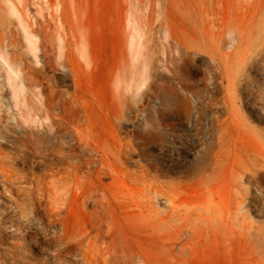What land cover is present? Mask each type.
I'll list each match as a JSON object with an SVG mask.
<instances>
[{
    "label": "rangeland",
    "instance_id": "obj_1",
    "mask_svg": "<svg viewBox=\"0 0 264 264\" xmlns=\"http://www.w3.org/2000/svg\"><path fill=\"white\" fill-rule=\"evenodd\" d=\"M62 1L63 3L61 7H51L53 8L52 10L55 11L54 13L53 11L50 13L51 8H46L43 0H22V3L26 4L22 5L21 3L19 6L24 11H32V13L26 11L28 15L30 14L33 16V18L29 16L32 25H35L34 28L36 29L40 28L39 30H43L44 37L48 41L52 40L54 42V36H56L58 32H61L62 34H65L64 32H66L67 36L71 38L73 35L79 38L82 34L79 33L81 31L85 32L86 35L88 34L87 36L92 52L91 61L88 62V60L86 61V58L84 59V57H79L76 54V58L82 60H78V62L79 64L81 63V69L84 70L83 72H85L86 78L91 79L90 81H82V88L92 89L98 87L104 91L113 90L115 85L112 87L111 85L113 83L111 81L107 84L108 77L111 79L115 78L114 75L122 72L120 66H122L123 62L124 64H128L129 61V59L127 61L128 56L126 57L128 51L125 53L126 50L124 49L125 47H128V45H124L126 44L125 41H127L128 44V36L125 37V35L128 33L127 28L129 27V20L126 19L124 22V17L128 18L126 15L130 14V12H133L130 15L138 13L136 16L139 15L140 17L141 15L142 17H145L143 19L138 17L136 19H138V21L139 19L141 21L143 20V23L140 21L138 24L139 26L143 24L141 27L144 28L143 30L145 33V45H143L144 51L147 50V54H143L144 57L145 55L147 57V55L152 56L154 54V59L152 57L153 64H151L149 72L150 75L152 74L151 76L156 75V81L152 82L155 84L151 85L150 89H155L154 92L158 93L159 87L157 83L162 79V81L164 80L163 82L166 83L164 84L168 91H170L169 89L173 91L174 87L169 83L170 77L173 76L176 78L179 76V78L182 77L177 80L184 82L185 85L188 84V87L186 88V91H181L178 90L179 88L177 86L180 96L170 102L167 98L166 101L161 100L156 93V95H150L149 91L147 92L149 98L142 96L141 101H138L137 103H134V101L127 96L126 104H128V120L123 124L126 134L115 137L114 135L109 134L101 120L93 119L94 126L92 127L96 129L92 133H89L88 131L86 132L88 127L85 130V126H83L81 134L84 138L82 139L80 136L81 142L76 141L69 135L64 137V140L67 142L63 143V146L61 145V149L66 154L64 159L61 158L56 160L49 158L37 150L29 155V157L27 156V159H25L26 161H21L22 163L20 164V161L12 163L8 158H5V162L4 157H1L0 155V174L8 173L6 175L11 176L12 173H10V175L8 169H14L11 170V172L13 171L14 173L15 171L17 173L9 178L11 180H9V184L4 183V185H2L0 183V203L6 202L10 199H15L19 203H23V200H21L22 202L19 200L20 197L23 196V192H20L18 189L17 191L20 192L19 194L15 190V188L19 187H21L20 189H23L24 187L26 188L25 191L21 190L24 191L25 194H28L26 191L29 192L31 190L34 195L39 193V195L42 196L41 194L44 193L42 196L43 199L41 197L40 199L44 201L42 202L45 204L46 211H42L43 217L40 219L45 225L47 224V215L45 213H47L48 208H46V206L47 204L50 206L52 201L53 205L48 209L53 211L57 208V210H67L71 213V209L73 208V214L71 213V216L73 217H71V220L72 228L74 229H72V232H79L82 227V222L89 217L91 218L93 214L97 217H100L102 214L103 216L100 217L101 220L112 221V223L115 224L114 230L111 229V231L113 230L112 234L115 233L113 234L115 239L119 238L126 242V261H128V264H174V262L171 261L160 248L161 243H164L167 237V228L160 223V219L166 217L168 205L167 203L163 205L160 201L161 199L154 193H156V190H158L159 187L161 188V186H165L168 183H166L165 180H169L171 184L176 183L182 185L185 183L183 189L180 188L178 190L180 191L182 189L184 193L182 190L181 192L183 194L177 191V195H174V201L175 206L179 205V208L181 207V209H178V207L176 208L179 210L181 220L184 219V221H181V223H183V228L185 230L192 228L193 235L188 240V246L192 243L193 244L186 249L189 250V252L185 255V258L181 260L182 262H176L175 264H264V174L259 178L253 179L247 177V175L241 176L242 170L240 169L241 163L246 160L247 156L248 159L254 158L259 161L264 160V0H248L247 2L249 4L245 3L239 8L232 5L233 0H136L137 2L135 0ZM124 1L126 2L124 3ZM215 1H217V4H215ZM155 3L159 4L157 5ZM0 7H5L1 0ZM240 9L241 11H239ZM59 11L61 17H59L60 14H58L59 16L57 15ZM76 11L78 14H82L81 17ZM80 11L84 12V15ZM216 11L218 13H216ZM243 14L246 16L243 17ZM51 16L54 17V19L52 17L53 20H51ZM147 16L148 18H151L148 19ZM164 16L170 21L173 27L174 32L172 33L179 39L182 38L181 40L183 44L189 47L188 56L186 55V57H184V53H180L178 56L171 54L172 52L170 51L173 48L171 50L166 49L169 50L170 55L169 52L166 53V50L162 54L159 53L161 49L160 51L158 50L162 46V40L160 41V39H158L159 35L157 39L160 42L156 39V34L161 33L160 30L158 31L157 26ZM209 16L212 17V19L210 17L211 22H209ZM4 17L5 15L0 9V28ZM57 17L58 21H56ZM152 18L153 20H151ZM154 18L158 19L155 20ZM33 19H35V24H33ZM49 19L50 21H48ZM144 19L146 20L144 21ZM215 19L219 25L216 24ZM55 21L57 24L59 23L57 25L58 27L56 26L57 29L55 28L56 24H54ZM146 21L149 22L147 23ZM151 21L152 23L150 24ZM50 22L51 26L49 24ZM62 23L65 24L63 25ZM38 24H40V27H38ZM144 24L148 25L146 26ZM149 24L153 25L150 27ZM220 24L222 25L220 26ZM121 26H123L126 31L123 30ZM152 27H154V29H152ZM83 29H85V31ZM122 30L125 33H123ZM220 30L223 31L221 32ZM45 31H48L47 33L50 35ZM49 31H51L52 35ZM216 32H219V34H215ZM48 36H50V38ZM53 37L54 40L51 39ZM121 38L125 39V41H122ZM78 46L81 48L78 44L77 47L75 46V49H78L77 51L80 52ZM160 54L162 56L164 54V57L160 56ZM121 56H123L124 61H121ZM165 56L167 57L165 58ZM170 57L173 58L172 60L176 62L177 65H179L178 63H181L179 65L180 69L177 65L174 66L175 63H167L165 69L167 70V73H165L166 71L160 68L161 63L158 62H160V60L163 61L164 59L166 62L170 61ZM172 66H174L173 68L176 67V71L179 69V72H176L174 69L172 70ZM87 67L88 69H85ZM170 71L174 73H171ZM168 72L170 74H168ZM175 72L179 75L176 76ZM52 73L56 77H60L61 74L59 70H55ZM233 82L234 85H232ZM66 83L70 85L69 80L66 81ZM87 83L89 85H86ZM69 90H71V87ZM87 99L92 103L93 101L94 103L96 102L92 98L87 97ZM212 101L217 104L225 102L228 104L229 112L225 109L210 108ZM184 102H186V105H183ZM200 106L203 109L200 125L209 127V120L213 119L210 127L212 128L210 154L212 155L214 151L220 150L224 156H222L223 158L219 163L220 166L211 165L209 167L210 169L202 174L190 175L191 160H197L196 155L193 153L196 151V148L194 150H189L186 158L184 157V154L180 153L182 147L181 140L185 138L184 133L186 131L185 126L187 123L183 116H177V114L173 115L171 109H174V111H180L181 107H189L190 110L197 111V108ZM164 109H167V112H164L166 113L165 116H162L163 119L159 121L156 114L158 111ZM216 120L225 121L222 135L219 140ZM144 122L146 126H144ZM160 124H178L175 129L168 128L166 131V147H163V150H167L165 156H161V148L157 140V135H155L156 133L151 129L159 128ZM96 126L99 127V129ZM84 132L87 133V139L86 133ZM85 141H87V143H85L86 145H84ZM193 141H195V137L193 136L186 138V143ZM91 146H97L95 148L98 149L99 153L96 154L94 152H89L88 148ZM12 149L13 148L8 144H5L0 140V153L3 154V156L15 152V149ZM119 149H126V151L129 150L131 151V155L124 157L122 154L117 153ZM73 150L76 154H72ZM253 151L254 153H252ZM250 155L252 157H250ZM77 158H80L84 164L82 165L78 162ZM29 159L31 161L36 159L35 161H37V163L35 164L34 161L32 163ZM72 165H78L81 169L78 166V168L74 167L73 169ZM84 165H86V168ZM68 167L71 170L67 169L69 171L65 174V169ZM99 169L110 172V177L103 176L101 178V184L104 186V191L100 193V195H97V197H93L95 199L99 197L96 201L100 200L99 203L101 202L105 205L101 204L100 206L98 204V206L97 203H93V200H87L84 205L82 204L85 208L83 209V207H81V198L86 193L87 189L95 183L96 173ZM57 170H60V172H57ZM84 171H87V176H85L86 174ZM73 177L76 179H73ZM83 177L86 178L82 179ZM13 179H15V181ZM37 180H39V182H37ZM78 180L80 183L75 185L74 183ZM182 181L184 183H181ZM35 182L37 183L35 184ZM40 183L42 184L41 186ZM3 186H5V188ZM28 186H32V189ZM36 186L39 188L35 189V191L33 187L36 188ZM64 187L65 189L69 187L68 192L64 190ZM74 187L79 189V192H77L78 190L76 189V191ZM153 187L154 189L157 188L154 190V193L152 192ZM165 189L167 190L168 188ZM40 190H43L44 192L41 193L42 191ZM63 191L64 193H61ZM73 192H76L77 196ZM3 193L5 195H3ZM48 193H50V195H48ZM187 193L188 195H186ZM33 194L30 196L33 197ZM18 195L21 196L19 197ZM101 195H103V197H101ZM183 195L186 196L184 197ZM150 196H152V198L154 197V203ZM148 197H150L149 199L151 201H148ZM243 197L244 199L240 201ZM21 198L23 199V197ZM44 198L46 201H49L46 203ZM74 198H76V201H73ZM176 198H181L182 201L177 200ZM235 200L239 201L238 204L240 203V206ZM207 201H211L212 205L214 203L215 206L219 205L217 207L223 206L226 211L222 209L224 210L222 212L223 214L221 213L222 215L217 216L214 212L215 208H212V205H210V208L208 205L210 203ZM55 202L58 203V205L62 204L64 206H56ZM105 202L108 203V206ZM133 202L137 203L134 204ZM148 202H150V205L147 204ZM151 203H153L154 206L153 204L151 205ZM235 204L237 206H235ZM95 205L98 207L96 210H98L97 212L99 214L94 213L96 211ZM206 205L210 208L209 212ZM103 207L104 209H102ZM186 209L189 211L188 214H185L187 212ZM82 210L87 212V214H83L84 211ZM182 211L184 214H181L183 213ZM48 212L50 211L48 210ZM62 214L63 213H61V215ZM55 218L57 219V217H53V219L51 218L53 224L48 226V235H50V232L52 233L51 227L58 226L57 220H54ZM175 220V223H180L178 219ZM1 246L2 245H0V254L5 251ZM58 248L59 245L56 240H51L45 249L28 246L33 261L40 262L42 260L45 261L46 264H81L79 258L76 259L77 257L72 254L75 253V249L70 255L62 253L58 254ZM141 252H143V254ZM54 256H57V259ZM129 257L131 260L134 259V261H129ZM0 261L1 263L3 262L2 264H8V261L3 257H1Z\"/></svg>",
    "mask_w": 264,
    "mask_h": 264
},
{
    "label": "bare ground",
    "instance_id": "obj_2",
    "mask_svg": "<svg viewBox=\"0 0 264 264\" xmlns=\"http://www.w3.org/2000/svg\"><path fill=\"white\" fill-rule=\"evenodd\" d=\"M43 1L45 3L44 5H46V8L47 7L51 8V7H55V6L61 7L62 3H63L62 0H56L57 3L55 0H43ZM247 1L248 0H233L232 5L235 6L236 8H239V7H241V5H244L245 3L249 4ZM249 1H251V0H249ZM1 2L5 6V7H0V9L3 12V14L5 15V17L2 20L1 28H0V140L3 141L5 144H8L11 148L15 149V152H13L9 155L3 156V154L0 153L1 157H4V159L8 158L10 161H12V163L13 162L16 163V162L20 161V164H21L22 162H24L25 159H27V156L29 157V155H31L34 151L38 150V152L43 153L46 157L53 158L56 160H59L61 158L64 159L66 157V154L61 149V145L63 143H67L64 140V137L69 135L70 137H72L76 141L81 142V137H82L81 133L83 130L82 129L83 126H85V130L88 127L86 132L88 131L89 133H92L96 129V128L92 127V126H94L93 125V123H94L93 119L101 120L103 126L106 128V130L109 132V134L114 135L115 137L122 135V134L123 135L126 134V130H124L123 124L128 120V117H127L128 104H126L127 96H128V98L132 99L134 101V103H137L138 101H141L142 96L149 98V95L147 94L148 91L150 92V95H154L156 93V92H154L155 89H150V86L155 84L152 82L156 81V79H155L156 75L154 74L155 76H151L152 74L150 75V72H149L150 66H151V64H153L152 63V61H153L152 57L154 56V54L152 56L147 55V57H146V55H145V57L143 55L145 53L147 54V52H146L147 50L144 51L145 33L143 30L144 28L141 27V26H143V24H141V26H139V24H138V22H140L141 20L139 19V21H138V19H136L139 17V15L136 16V14H138V13H136V14L134 13L135 14V15L133 14L134 16L130 15L133 12H130V14H128V15L125 14L126 16H128V18L124 17L125 18L124 22L126 21V19H128L129 20L128 21V24H129L128 28H130V29L127 28L128 33H127V35H125V37L128 36V44H127V41H125V39H122L124 37H122L121 39H122V41L124 40L126 43L124 46L128 45V47H125L124 49L126 50L125 53L128 51L129 55L126 53V57L127 56L129 57V58L127 57V61H128V59H129V61H128V64H124V62H123L122 66H120L121 67L120 70L122 69V72H119L117 75H114L115 78L111 79L108 77L107 84L110 83V81H111L113 83V84L111 83L112 84L111 86L113 87V85H115L113 87V90L112 91L111 90H105L104 91L103 89H100L98 87H94L92 89H86V88H82V86H81L82 81H84V80L90 81L91 79L86 78V74H85V72H83L84 70L81 69V65H80L81 63L79 64V62H78V60H80V61H82V60L77 59L76 54L79 57H84V59L86 58V61L88 60V62L91 61L92 52H91V45H90V42H89V39L87 36L88 34L86 35L85 32L81 31L79 33L80 34L82 33V34L80 35L79 38H77L75 35H73V37L71 38V37L67 36L66 32L62 31L65 34L58 32L59 34L57 33L56 36H54L55 40H54V37L51 38L54 40V42L51 39H50L51 41H48L44 37V31L39 30L40 28L36 29V28H34L35 25L34 26L32 25V22L29 19L30 18L29 16H31V15L30 14L28 15V13H27V12L32 13V11L26 10L27 11L26 12L19 6L22 3V0H1ZM125 2L126 1H124V3ZM144 2H146V1H144ZM31 3H33V2H31ZM36 3H38V2H36ZM23 4L24 3H22V5ZM42 4H43V2H42ZM155 4H157V3H155ZM215 4H217V1H215ZM138 6H139V2H138ZM219 6H221V5H219ZM72 7H73V5H72ZM242 7H244V6H242ZM38 8H41V7H38ZM236 8H234V9H236ZM52 9L53 8H51L50 13L53 11ZM136 9H138V8H136ZM219 9H222V8H219ZM205 10H204V12H205ZM60 11H59V13H57V15L60 14V16L58 15L59 17H61ZM140 11H141V9H140ZM239 11H241V9ZM247 11H249V10H247ZM54 12L55 11H53V13ZM80 12L83 13V15H84V12H82V11H80ZM76 13H77V11H76ZM216 13H218V12L216 11ZM160 14H159V16H160ZM78 15L81 17L82 14H78ZM41 16H43V15H41ZM211 16H213V15H211ZM211 16H209L208 18L210 19ZM245 16L243 14V17H245ZM31 17L33 18V16H31ZM49 17H50V15H49ZM52 17L53 16H51V20L54 19V17H53V19H52ZM140 17H141V19L145 18L144 16L142 17L141 15H140ZM147 18H148V16H147ZM149 18H151V17H149ZM40 19H42V18H40ZM157 19H155V20H157ZM211 19H212V17H211ZM211 19L209 22H211ZM219 19H220V17H219ZM34 20L35 19H33L32 21H34ZM61 20H62V18H61ZM145 20L146 19H144V21ZM151 20H153V18ZM206 20H208V19H206ZM48 21H50V19ZM56 21H58V17H57ZM56 21H55V23L53 22L54 24H56L55 28L59 24V23L57 24ZM142 21H141V23H143ZM159 22L160 23L157 26L158 31L160 30L162 33V35L160 32H158L160 34H156L157 35L156 39L158 38V35H159L158 39H160V41L162 40L161 41L162 46L160 45L161 48H159V50H158V51H160V49H161L162 52L160 51L159 53L162 54L165 52L166 49L171 50L173 48L170 51V52H172L171 54L178 56L180 53H182V54L184 53L185 56L184 55L183 56L186 57V55L188 54L189 47H187L183 44V42L181 40L182 38L179 39L177 36H175L172 33V32H174V30H173V27H172L170 21L164 16L161 19V21H159ZM38 23H39V21H38ZM151 23H152V21L150 22V24ZM217 23L218 22L216 20V24ZM33 24H35V21L33 22ZM49 24L51 26V22ZM135 24L138 26H136ZM150 24H149V26L151 27L153 24L152 25H150ZM38 25H39L38 27H40V24H38ZM144 25H146V24H144ZM217 25H219V24H217ZM221 25L222 24H220V26ZM81 27H83V26H81ZM121 27L123 30L126 31V29H124L123 26H121ZM212 27H213V24H212ZM218 28H219V26H218ZM66 29H67V27H66ZM66 29H65V31H66ZM152 29H154V27H152ZM46 30H47V28H46ZM81 30H82V28H81ZM83 30L85 31V29H83ZM123 30H122V32H123ZM213 30H214V27H213ZM230 30H232V29H230ZM51 31H49V32L51 33ZM120 32H121V29H120ZM221 32H220V34H221ZM226 32H229V31H226ZM67 33H68V31H67ZM123 33H125V32H123ZM213 33H214V31H213ZM47 34H49V33H47ZM215 34H219V32L218 33L216 32ZM51 35H52V33H51ZM46 37H47V35H46ZM48 37L50 38V36H48ZM158 39H157V41H158ZM160 41H158V42H160ZM78 44L81 46V48L78 46V48H80V52L77 51L78 49H75V46L77 47ZM158 51H157V53H158ZM148 52H150V51H148ZM167 52H169V50H166V53ZM170 52H169V55H170ZM38 53H39V55H38ZM125 53H124V55H125ZM161 54H160V56H162ZM121 57H122L121 58V61H122L123 56H121ZM162 57H164V54ZM166 57L167 56H165V58ZM171 57L169 58L170 61L166 62V60L163 58L164 59L163 61L160 60V62H158V63H161L160 68L163 69L164 71H166L165 73H167V70H165L167 63L168 64L169 63H175L174 66L177 65L176 62H174L172 60L173 58H171ZM153 59H154V57H153ZM158 59H155V60H158ZM213 59H215V58H213ZM120 64H121V62H120ZM178 64L180 65L181 63H178ZM170 65H172V64H170ZM179 65H177L178 68H179ZM174 66H172V68H171L172 70L176 69V67L173 68ZM90 67H92V66H90ZM125 67H126V69H125ZM85 69H88V67ZM55 70H59V72L61 73L60 77H56L52 73ZM178 70L177 71L175 70V71L179 72ZM168 71H169V69H168ZM171 73H174V72H171ZM168 74H170V73L168 72ZM88 75H89V73H88ZM178 75L176 73V76H178ZM169 76H171V75H169ZM158 77H160V76H158ZM160 78H163V77H160ZM178 78L173 76V77H170V79H169L170 85L174 87V90H173L174 93H173V91H171V89H169L170 91H168L167 87H165L166 83L163 82L164 80L162 81V79H160V82L157 83L159 89H158V93H156V94H158V96L161 98V100L166 101V98H167V99H169V102H170L173 99L175 100L178 98V96H180L178 90H181V91L185 90L186 91L188 84L185 85L184 82L177 80ZM181 78H179V79H181ZM68 80L70 82V85H68V83H66V81H68ZM167 80H168V78H167ZM86 85H89V84L87 83ZM232 85H234V82ZM177 86L179 88L178 90H177ZM70 87H71V90H69ZM232 91H233V86H232ZM87 97L92 98L96 102L95 103H94V101H93V103L90 102L87 99ZM184 101H185V99H184ZM167 103H168V101H167ZM183 105H186V102H184ZM210 105H211L210 108L225 109L227 112H229L228 104H226L225 102H221V103L217 104V103H214L212 101V103ZM177 108H178V105H177ZM159 109H161V108H159ZM162 111L160 110L156 114L159 121L161 119H163L162 116H165L166 113H164V112H167V109H164ZM202 111H203V109L201 106L197 108V111L190 110L189 107H187V108L181 107L180 111H177V110L174 111V109H171V113H173V115L177 114V116H179V115L183 116V118L185 119V122L187 123L185 126L186 131L184 133L185 138L183 140H181L182 147L180 149V153L184 154V157L186 158V155H188V151L194 150L196 148V151H194L193 153L196 155L197 160H195V161L191 160V163H190L191 174L190 175L202 174L206 170H209L210 169L209 167L211 165L218 166L219 163L221 162V159L223 158L222 156H224V155H222L220 150L214 151L212 155L210 154V151H211L210 146H211V141H212L211 140L212 128H210V127H211L213 119L209 120L210 121L209 127H205L203 125H200V119H201ZM236 114H237V110H236ZM216 124H217V131L219 132V136H218V140H219L221 135H222V129L225 125V121L216 120ZM144 126H146L145 122H144ZM176 126H178V124H160L159 128H157V129L151 128L152 131L154 133H156L155 135H157V140H158L160 148H161V151H160L161 156H165V154L167 152L166 149L163 150V147H166V145H165V142H166L165 137L167 135L166 131L168 130V128L175 129ZM97 128L99 129V127H97ZM147 129H149V128H147ZM86 132H84V133H86ZM189 136L195 137V141L186 143V138H188ZM83 138L84 137H82V139ZM86 139H87V133H86ZM90 141H91V138H90ZM121 141H122V139H121ZM85 143H87V141L84 142V145H86ZM218 144H219V142H218ZM81 147H82V145H81ZM95 147H97V146H95ZM95 147H93V146L89 147L90 149L88 148V151L94 152L96 154L99 153L98 149H96ZM125 148H127V147H125ZM234 149H235V147H234ZM239 149H241V148H239ZM243 151H244V149H243ZM5 153H7V152H5ZM73 153L76 154L74 150L72 151V154ZM117 153L122 154V156H124V157L125 156L128 157L129 155H131V151H129V150L126 151V149H124V150L119 149L117 151ZM252 153H254V151ZM247 157H246V160H244L240 165V169L242 170L241 176L247 175V177H251L253 179L259 178L262 174H264V160L259 161V160H255L254 158L248 159ZM250 157H252V156L250 155ZM30 159H31V157H30ZM241 159H242V157H241ZM35 160H33V161L36 164L37 161H35ZM33 161H31V162L33 163ZM77 161L80 162L82 165L84 164V162L80 158H77ZM5 162H6V159H5ZM43 165H44V163H43ZM46 165H47V163H46ZM9 166L12 167L11 165H9ZM77 166L72 165V168L74 169V167H77ZM85 166L86 165H84V167ZM78 167H80V166H78ZM67 169L71 170L69 167L66 168L65 174L69 171ZM80 169H81V167H80ZM8 170L10 171L9 174L12 173V175H13L16 173L15 171H14V173H13V171L11 172V170H14V169H8ZM77 170H79V169H77ZM58 171L60 172V170H57V172ZM3 172H4V169H3ZM84 172L86 174L85 176H87V171H84ZM84 172H83V174H84ZM0 173H1V171H0ZM6 174H8V173L0 174V183L2 185H4V183L9 184V180H10L9 178L12 177L11 174H10L11 176H7ZM142 174H143V171H142ZM146 175H148V174H146ZM103 176H109L110 177V172L103 171L101 169H99L97 171L96 181L90 188L87 189L86 193L82 196L81 205L82 204L84 205L87 202V200H90V201L93 200V203H97V205L99 204L100 206H101V204H103L101 202L99 203L100 200L96 201V199H98L99 197L96 199L93 197V196L97 197V195H100V193H102L104 191V186H103V184H101V178ZM84 178H86V177H83L82 179H84ZM141 178H143V177H141ZM238 178H240V177H238ZM59 179H60V177H59ZM73 179H76V178L73 177ZM13 180L15 181V179H13ZM79 180L77 182H75L74 184L76 185L77 183H80ZM37 182H39V180H37ZM37 182H35V184ZM67 182H68V180H67ZM149 182H150V180H149ZM165 182L166 183L168 182L169 184H171L169 182V180L168 181L165 180ZM52 183H53V181H52ZM168 183L166 184L167 186L166 185L165 186L160 185L161 188L159 187L158 190H156V193H154L155 192L154 190L157 188L154 189V187H153V189H152L153 191L152 190L151 191L154 194L158 195V198L161 199L160 201L162 202L163 205L166 203L168 205L167 206L168 209L166 210L167 211L166 217L160 219V223L164 227L167 228V234L165 233L167 236L166 241L164 243L163 242L161 243L160 248H161L162 252L166 256H168L169 259L171 261H173L175 264L176 262H180L181 260H183V258H185V255L188 254L189 250H186V249L193 244L192 243L191 245L188 246V244H189L188 240L192 237L193 231H192V228L191 229L188 228V230H185L183 228V225H182L183 223H181V221H184L183 218H186V217H183L182 218L183 220H181V215H180L179 210H178V209H181V207L179 208V205L175 206V201H174L175 196L177 195L176 193H178V192L182 193L183 192L182 189H183V186L185 185V183L183 181L181 182V183H184L182 185L176 184L174 182H173L174 184H171V185H169ZM35 184H34V187H35ZM41 185L42 184L40 183V186ZM37 186H39V185H37ZM37 186H36V188L33 187V189L35 190V189H38L40 187L39 186L37 188ZM3 187L5 188V186H3ZM31 187H29V188H31ZM164 187L168 188V189L166 190ZM20 188L21 187L15 188V190L17 191L19 189L20 192H23L22 193L23 196L20 195L21 197H23V199L18 195L20 197V199L19 198L18 199L20 201L23 200V203H19L15 199L14 200L10 199L6 202L0 203V245H2L1 248L3 250H5L2 252L3 255L0 254V260H1V257H3V258H5V260L8 261V264H46L45 261H42V260L40 262L33 261V258H32L30 250L28 249V246H34V247L39 248V249H45L47 244L51 240H56V242H58V245H59L58 254H61V253L62 254H70L71 252L76 250L75 253H72V254H73V256L77 257L76 259L79 258L81 264H126L128 262V261H126L127 260L126 259V254H127L126 253V245H125L126 242H124L123 240H121L119 238L115 239V237L113 235L115 233L112 234V231L114 230L115 224L112 223V221L101 220L100 217L103 216L102 214L100 217H97L95 214H93V215H95V216L92 215L93 218L91 216V218L89 217L88 219H86L82 222V224H81L82 227L79 230V232H72V229H74V228H72V220H71V217H73V216H71L73 214L72 213L73 208L71 209L72 214L70 212H68L67 210L61 211V210H57V208H55L56 210L53 211L51 209H48L51 205H53V201H52L50 206L48 204L46 206V208L48 207L47 208L48 214L45 213L47 215V219L45 218L47 220L46 221L47 224L45 225V223L40 219L43 217L42 211L43 212L46 211L45 206H44L45 204H43L44 201L42 200L43 199L42 196L44 195V193H43L44 191L40 190V191H42L41 193H43V194L40 193L42 195V196H40L39 193H37V195H34L32 193L33 191L31 190L32 192L31 191H29V192H31L34 195L33 197H31L32 194L29 193L28 191H26L28 194L24 193V191L26 189L25 187L23 189H20ZM48 188H47V190H48ZM68 188L65 189V187H64V190H66L68 192ZM74 188H75V190L77 189L76 187H74ZM147 188H149V187H147ZM180 188H182L181 189L182 192H181V190L178 191ZM21 190H24V191H21ZM77 190L76 191L79 192V189H77ZM8 191H9V189H8ZM11 192H12V190H11ZM20 192H18V193L20 194ZM37 192H39V191H37ZM47 192H49V191H47ZM257 192H259V191H257ZM14 193H16V192H14ZM61 193H64V191ZM73 193H75L77 196L76 192H73ZM188 193L186 195H188ZM35 194H36V192H35ZM193 194H195V193H193ZM3 195H5V194L3 193ZM48 195H50V193H48ZM186 195H183V196L185 197ZM152 196H154V195H152ZM152 196H150V197L153 201L154 197L152 198ZM40 197L42 199H40ZM101 197H103V195H101ZM150 197H148V199ZM177 197H180V196H177ZM244 197L240 201H242L244 199ZM195 198H196V195H195ZM75 199L76 198H74L73 201H76ZM155 199H156V196H155ZM176 199L181 200V198L180 199L176 198ZM44 200H45V198H44ZM48 201H46V203ZM148 201H151V200L149 199ZM235 201L238 204L239 201H237V200H235ZM193 202H195V201H193ZM207 202L210 203V204H208L210 207V205H212L211 201H207ZM105 203L108 206V203L107 202H105ZM136 203H134V204H136ZM149 203L150 202H148L147 204H149ZM153 203H154V201H153ZM153 203H151V205ZM55 204H56V206H59V207L64 206L62 204H61L62 206L58 205V203H56V202H55ZM89 204H90V202H89ZM147 204H145V205H147ZM83 205L81 207H83ZM103 205H105V204H103ZM195 205H197V204H195ZM238 205L240 206V203ZM153 206H154V204H153ZM217 206H219V205L215 206V203H214L212 205V208H215L214 212L216 213L217 216H220L223 214L222 212L225 209L223 208V206L222 207H217ZM235 206H237V205L235 204ZM74 207H76V206H74ZM176 207H178V209ZM203 207H204V205H203ZM206 207H207V205H206ZM97 208L98 207L96 206L95 210ZM210 208H208V212H209ZM83 209H85V208L83 207ZM102 209H104V207ZM222 209H224V210H222ZM48 210L50 212H48ZM186 210H187V212L184 210L186 212L185 214H188L189 211H188V209H186ZM205 210H207V209H205ZM82 211H84V210H82ZM93 211H94V209H93ZM97 211L98 210H96L94 213H98ZM90 212L93 213L92 211H90ZM61 213H63V214L61 215ZM85 213L87 214V212L84 211L83 214H85ZM168 213H169V215H168ZM181 214H184V212ZM108 216H109V214H108ZM185 216H188V215H185ZM49 217H51L52 219H53V217H57V219L55 218L54 220H57V222H58V226H56L57 228L51 227L52 233L50 232L49 233L50 235H48L47 230H48V226H51L53 224V222H52V219ZM48 219H50V220H48ZM175 219H178L180 221V223L179 224L177 222L175 223L174 222ZM77 220H79V219H77ZM206 220H205V222H206ZM113 222H116V221H113ZM157 227H159V226H157ZM111 229H113V230L111 231ZM189 230H191V231H189ZM203 231H204V229H203ZM119 236H117V237H119ZM121 237L124 238L123 236H121ZM6 241H8V242H6ZM141 253L143 254V252H141ZM54 257L57 259V256H54ZM138 258H140V257H138ZM128 259H129V261L131 260L130 257ZM131 261H134V259ZM2 263L0 261V264H2ZM146 264H148V263H146Z\"/></svg>",
    "mask_w": 264,
    "mask_h": 264
}]
</instances>
